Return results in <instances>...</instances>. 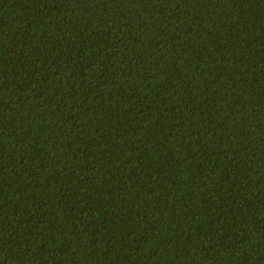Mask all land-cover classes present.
I'll return each instance as SVG.
<instances>
[{
	"label": "trees",
	"instance_id": "trees-1",
	"mask_svg": "<svg viewBox=\"0 0 264 264\" xmlns=\"http://www.w3.org/2000/svg\"><path fill=\"white\" fill-rule=\"evenodd\" d=\"M0 264H264V0H0Z\"/></svg>",
	"mask_w": 264,
	"mask_h": 264
}]
</instances>
